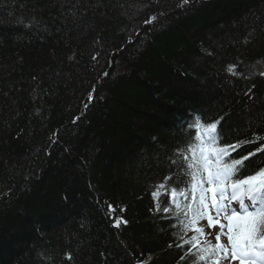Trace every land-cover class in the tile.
Returning <instances> with one entry per match:
<instances>
[{
  "label": "trees",
  "instance_id": "1",
  "mask_svg": "<svg viewBox=\"0 0 264 264\" xmlns=\"http://www.w3.org/2000/svg\"><path fill=\"white\" fill-rule=\"evenodd\" d=\"M196 117L264 169V0H0V264H208Z\"/></svg>",
  "mask_w": 264,
  "mask_h": 264
},
{
  "label": "snow or ice",
  "instance_id": "2",
  "mask_svg": "<svg viewBox=\"0 0 264 264\" xmlns=\"http://www.w3.org/2000/svg\"><path fill=\"white\" fill-rule=\"evenodd\" d=\"M184 2L187 3V0ZM151 20H156V17ZM228 71L234 72L235 65H230ZM219 124L220 120H216L204 126L200 118L196 117L189 125L194 131V136L188 143L191 160L188 155H183L188 169L185 175L189 178L186 183H191L193 192H199L198 200L193 195L194 204L187 206L191 216L190 224L194 233L201 237L210 235L216 243L207 240L206 246H201L199 252L194 253L192 249L197 248L201 242L193 235L190 240L184 241V244L190 245L185 255L202 262L206 256L200 253H208L217 257L213 264H233L236 261L239 264H264V169H259L253 175L235 179L243 169L244 162L255 153L233 158L232 154L239 151L242 143H224L222 146H216L219 142ZM257 152H264V148H258ZM160 187L164 185L161 184ZM176 194L177 188L173 187L171 196L175 197ZM152 195L155 198L157 192ZM181 195L185 193L181 192ZM156 210L160 211L159 205ZM115 211L116 208L108 205L110 214ZM163 211L169 213L171 210L165 207ZM221 216L226 223L221 221ZM122 223L127 224L128 221L121 216L115 220L114 226L118 228ZM201 223L206 225L207 232L205 227L199 226ZM217 226L219 231H216ZM221 236L227 237L228 244L222 242ZM184 244L177 247L183 248ZM67 258L71 259V255Z\"/></svg>",
  "mask_w": 264,
  "mask_h": 264
},
{
  "label": "rangeland",
  "instance_id": "3",
  "mask_svg": "<svg viewBox=\"0 0 264 264\" xmlns=\"http://www.w3.org/2000/svg\"><path fill=\"white\" fill-rule=\"evenodd\" d=\"M175 198H177V197H175ZM175 203H176V201H175ZM220 219H221L222 222H225V223H226V221L224 220L223 216H221ZM199 226L205 227L206 232H207L206 225H204L203 223H201ZM216 231H219V227H218V226H217V228H216ZM191 233H192V234H198V233H194L193 231H192ZM199 236H200V235H199ZM207 240H211V243H213V244L216 243L215 239H214L212 236H210V235H206V236H204V237H201V236H200V242H201V243L206 244V241H207ZM221 240H222L223 243L228 244V240H227V237H226V236H221ZM215 259H217V257H212V258L210 259V261H209V264H213V262H214ZM233 264H239V262L236 261V262H233Z\"/></svg>",
  "mask_w": 264,
  "mask_h": 264
}]
</instances>
